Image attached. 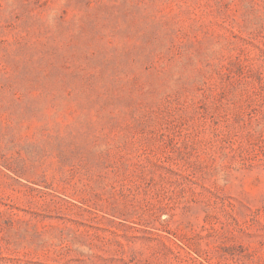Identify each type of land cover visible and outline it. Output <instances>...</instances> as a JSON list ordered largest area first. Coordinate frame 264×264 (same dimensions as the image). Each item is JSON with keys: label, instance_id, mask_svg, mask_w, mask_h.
I'll return each mask as SVG.
<instances>
[{"label": "rangeland", "instance_id": "1", "mask_svg": "<svg viewBox=\"0 0 264 264\" xmlns=\"http://www.w3.org/2000/svg\"><path fill=\"white\" fill-rule=\"evenodd\" d=\"M0 264H264V0H0Z\"/></svg>", "mask_w": 264, "mask_h": 264}]
</instances>
